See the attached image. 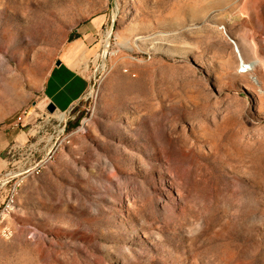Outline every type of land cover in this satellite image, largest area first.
Masks as SVG:
<instances>
[{
	"label": "rangeland",
	"instance_id": "obj_1",
	"mask_svg": "<svg viewBox=\"0 0 264 264\" xmlns=\"http://www.w3.org/2000/svg\"><path fill=\"white\" fill-rule=\"evenodd\" d=\"M96 18L89 89L33 118ZM25 107L0 264H264V0H0V128Z\"/></svg>",
	"mask_w": 264,
	"mask_h": 264
},
{
	"label": "crops",
	"instance_id": "obj_2",
	"mask_svg": "<svg viewBox=\"0 0 264 264\" xmlns=\"http://www.w3.org/2000/svg\"><path fill=\"white\" fill-rule=\"evenodd\" d=\"M102 22L101 18L93 19L89 24L78 28V35L64 44L39 90L40 100L31 106L35 111L33 118L38 116L43 122L55 118L56 115L67 112L87 92L90 87L88 64L92 54L91 45ZM51 104L56 109L46 114L45 109ZM28 122L29 119L26 123ZM24 138L22 130L13 127L11 123L0 128V172L6 165L2 156L6 148L11 143L23 141Z\"/></svg>",
	"mask_w": 264,
	"mask_h": 264
},
{
	"label": "built area",
	"instance_id": "obj_3",
	"mask_svg": "<svg viewBox=\"0 0 264 264\" xmlns=\"http://www.w3.org/2000/svg\"><path fill=\"white\" fill-rule=\"evenodd\" d=\"M29 118H31L30 109L25 107L19 112L12 126L18 127L22 125L23 123H25ZM38 165H43V163L39 162L34 165H31V167L27 168L26 171H29V169H38ZM9 205H10V202L7 203V205L3 208L2 212L0 213V229H4V235H6V238L12 235L11 230H9V227L4 224L5 215H7V213L10 212Z\"/></svg>",
	"mask_w": 264,
	"mask_h": 264
},
{
	"label": "bare ground",
	"instance_id": "obj_4",
	"mask_svg": "<svg viewBox=\"0 0 264 264\" xmlns=\"http://www.w3.org/2000/svg\"><path fill=\"white\" fill-rule=\"evenodd\" d=\"M244 65H248L246 62H244ZM250 69V68H249ZM30 170V174H34V172L40 173L41 172V166L38 165V169H29ZM9 230H11L9 228ZM12 233V231H11ZM0 237H6V235H4V229H0Z\"/></svg>",
	"mask_w": 264,
	"mask_h": 264
},
{
	"label": "water",
	"instance_id": "obj_5",
	"mask_svg": "<svg viewBox=\"0 0 264 264\" xmlns=\"http://www.w3.org/2000/svg\"><path fill=\"white\" fill-rule=\"evenodd\" d=\"M57 63L59 64V63H60V61H58ZM55 109H56V107H55V105H54V104H51V105H49V106H48V110H49L50 112H54V111H55Z\"/></svg>",
	"mask_w": 264,
	"mask_h": 264
}]
</instances>
